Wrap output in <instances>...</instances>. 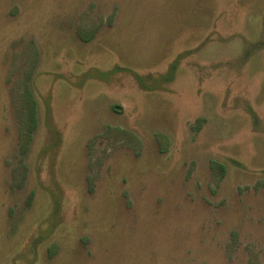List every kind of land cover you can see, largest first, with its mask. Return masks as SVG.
<instances>
[{
  "label": "rangeland",
  "instance_id": "374dc122",
  "mask_svg": "<svg viewBox=\"0 0 264 264\" xmlns=\"http://www.w3.org/2000/svg\"><path fill=\"white\" fill-rule=\"evenodd\" d=\"M0 264H264V0H0Z\"/></svg>",
  "mask_w": 264,
  "mask_h": 264
},
{
  "label": "trees",
  "instance_id": "16d2710c",
  "mask_svg": "<svg viewBox=\"0 0 264 264\" xmlns=\"http://www.w3.org/2000/svg\"><path fill=\"white\" fill-rule=\"evenodd\" d=\"M95 34L94 30L91 31H87V33H84L82 30L78 31V35L79 37L83 40V41H90L93 37V35ZM26 95H24V111H23V116H24V122L25 124L22 125V132H20V140L23 143V150L24 151L27 147V144L29 143L32 134L36 128V123H37V119H36V102L34 97L30 94V91L27 90L25 92ZM221 171H223V166L219 165ZM16 169H20L21 172H23V174L26 171V165L22 162H19ZM19 185V184H17Z\"/></svg>",
  "mask_w": 264,
  "mask_h": 264
}]
</instances>
